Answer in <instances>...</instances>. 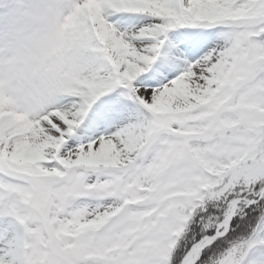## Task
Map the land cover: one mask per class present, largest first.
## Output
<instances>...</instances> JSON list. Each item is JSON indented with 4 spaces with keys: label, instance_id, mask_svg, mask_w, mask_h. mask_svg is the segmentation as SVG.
<instances>
[{
    "label": "snow or ice",
    "instance_id": "obj_1",
    "mask_svg": "<svg viewBox=\"0 0 264 264\" xmlns=\"http://www.w3.org/2000/svg\"><path fill=\"white\" fill-rule=\"evenodd\" d=\"M0 264H264V0H0Z\"/></svg>",
    "mask_w": 264,
    "mask_h": 264
}]
</instances>
